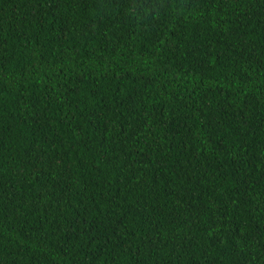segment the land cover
I'll return each mask as SVG.
<instances>
[{
	"label": "trees",
	"instance_id": "1",
	"mask_svg": "<svg viewBox=\"0 0 264 264\" xmlns=\"http://www.w3.org/2000/svg\"><path fill=\"white\" fill-rule=\"evenodd\" d=\"M0 264H264V0H0Z\"/></svg>",
	"mask_w": 264,
	"mask_h": 264
}]
</instances>
